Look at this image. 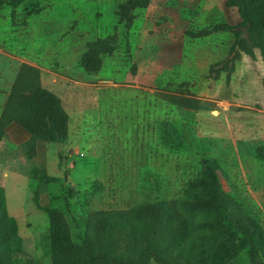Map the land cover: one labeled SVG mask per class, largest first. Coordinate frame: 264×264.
Segmentation results:
<instances>
[{
  "label": "rangeland",
  "instance_id": "374dc122",
  "mask_svg": "<svg viewBox=\"0 0 264 264\" xmlns=\"http://www.w3.org/2000/svg\"><path fill=\"white\" fill-rule=\"evenodd\" d=\"M123 1L29 0L14 17L0 6V117L23 65L40 70L70 115L63 143L0 131V185L39 264H51L39 205L61 208L80 240L94 212L181 198L213 160L224 189L264 227V28L238 26L226 0H151L128 27L117 14ZM31 3L43 10L25 17ZM223 23L234 29L191 34ZM108 35L116 49L88 72V43ZM164 121L182 149L163 142ZM36 166L56 181L33 179Z\"/></svg>",
  "mask_w": 264,
  "mask_h": 264
},
{
  "label": "trees",
  "instance_id": "16d2710c",
  "mask_svg": "<svg viewBox=\"0 0 264 264\" xmlns=\"http://www.w3.org/2000/svg\"><path fill=\"white\" fill-rule=\"evenodd\" d=\"M29 0H0L9 5L12 15ZM151 0H124L118 6L121 22L132 26L138 8H147ZM225 6L239 14L238 26L253 30L264 28V0H226ZM43 6L25 8V17L37 15ZM223 23L213 29L191 33L193 37L218 30H233ZM116 49L114 35L88 43L81 64L97 73L103 55ZM188 106L192 100L185 99ZM70 115L62 99L41 85L37 67L23 65L16 77L0 117V131L12 124L23 128L32 139L45 143H63L69 135ZM174 123H161V138L171 150L183 148ZM30 156L34 148L30 149ZM262 157L264 152L259 151ZM219 164L213 160L192 181L183 197L143 202L131 210H99L90 215L80 240L73 238L65 212L58 207H39L48 214L51 240V264H264V227L238 199L222 185ZM31 177L50 183L56 178L38 166ZM39 198L36 197V203ZM4 188L0 185V264H39L24 250L19 223L8 211Z\"/></svg>",
  "mask_w": 264,
  "mask_h": 264
},
{
  "label": "crops",
  "instance_id": "0c3cea01",
  "mask_svg": "<svg viewBox=\"0 0 264 264\" xmlns=\"http://www.w3.org/2000/svg\"><path fill=\"white\" fill-rule=\"evenodd\" d=\"M8 133H10L11 136L17 140V142H24L30 138L29 134L23 128L16 124H12L8 128Z\"/></svg>",
  "mask_w": 264,
  "mask_h": 264
}]
</instances>
